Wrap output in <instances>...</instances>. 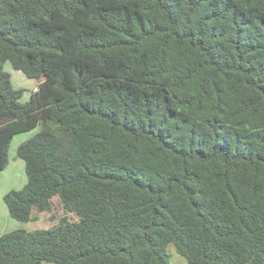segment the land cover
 <instances>
[{
    "label": "trees",
    "instance_id": "trees-1",
    "mask_svg": "<svg viewBox=\"0 0 264 264\" xmlns=\"http://www.w3.org/2000/svg\"><path fill=\"white\" fill-rule=\"evenodd\" d=\"M43 79L21 102L4 69ZM0 264H264V0H0Z\"/></svg>",
    "mask_w": 264,
    "mask_h": 264
},
{
    "label": "rangeland",
    "instance_id": "rangeland-1",
    "mask_svg": "<svg viewBox=\"0 0 264 264\" xmlns=\"http://www.w3.org/2000/svg\"><path fill=\"white\" fill-rule=\"evenodd\" d=\"M4 69L11 75L13 87L22 91L21 102L29 100L31 93L38 87L43 79L42 77H26L22 71L15 70L9 62L4 65ZM39 130L40 127H36L30 131L17 134L13 137L10 143L8 164L4 171L0 172V235L19 228L28 231L48 229L55 226L59 219L66 214L59 203L58 196H54L52 198V210L50 212L38 213L34 208L31 213L33 215V220L26 223L20 222L10 216L8 208L3 201V196L7 192L19 190L26 184L27 176L25 173L24 162L17 156V147L25 140L34 136ZM66 215L70 220H75L74 214L67 213ZM166 253L170 264H187L186 259L177 254L172 245H168ZM42 264L49 263L43 262Z\"/></svg>",
    "mask_w": 264,
    "mask_h": 264
},
{
    "label": "crops",
    "instance_id": "crops-1",
    "mask_svg": "<svg viewBox=\"0 0 264 264\" xmlns=\"http://www.w3.org/2000/svg\"><path fill=\"white\" fill-rule=\"evenodd\" d=\"M34 209V208H33ZM33 209H32V211H33ZM38 213H40V212H38ZM43 213V212H42ZM33 216V215H32Z\"/></svg>",
    "mask_w": 264,
    "mask_h": 264
},
{
    "label": "clouds",
    "instance_id": "clouds-1",
    "mask_svg": "<svg viewBox=\"0 0 264 264\" xmlns=\"http://www.w3.org/2000/svg\"><path fill=\"white\" fill-rule=\"evenodd\" d=\"M35 89H36V88H35ZM35 89H34V90H35Z\"/></svg>",
    "mask_w": 264,
    "mask_h": 264
}]
</instances>
